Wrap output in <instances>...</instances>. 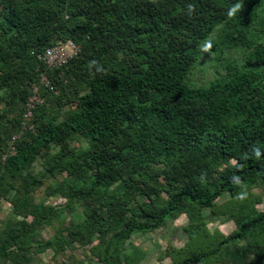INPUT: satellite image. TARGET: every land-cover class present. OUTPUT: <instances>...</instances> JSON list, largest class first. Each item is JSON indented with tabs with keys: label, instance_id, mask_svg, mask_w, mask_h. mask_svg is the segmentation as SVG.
I'll use <instances>...</instances> for the list:
<instances>
[{
	"label": "trees",
	"instance_id": "16d2710c",
	"mask_svg": "<svg viewBox=\"0 0 264 264\" xmlns=\"http://www.w3.org/2000/svg\"><path fill=\"white\" fill-rule=\"evenodd\" d=\"M67 41L77 55L49 68L44 52ZM209 42L214 61L235 48L243 63L198 87L191 74ZM36 89L43 102L27 120ZM57 174L66 178L51 193L65 205L27 207ZM255 187L264 188V0H0V203L15 215L0 230V264L95 239L96 264H137L132 236L183 214L189 240L173 264H264ZM225 194L229 236L202 217ZM77 204L73 229L37 241Z\"/></svg>",
	"mask_w": 264,
	"mask_h": 264
},
{
	"label": "rangeland",
	"instance_id": "374dc122",
	"mask_svg": "<svg viewBox=\"0 0 264 264\" xmlns=\"http://www.w3.org/2000/svg\"><path fill=\"white\" fill-rule=\"evenodd\" d=\"M208 44H211V48L205 50ZM208 44L204 47V57L191 74V81L198 87L208 86L211 81L219 78L222 74H226L227 63L234 61L238 67L243 63V51L235 48H226L225 56H221L219 60L214 61L213 58L216 55L214 52L215 45L213 42H209ZM80 140H84V137L81 136ZM74 146L78 147L79 142L74 143ZM42 170L43 166L39 162L34 166L33 172L40 174ZM65 178L66 174H57L55 177L47 175L42 185L29 197V201L25 202V205L28 207L34 201L37 204L44 203L45 205H52L54 207L64 206L66 201L60 197H53L51 191L62 183ZM252 193L261 199L257 203V209L264 211V188L255 187ZM229 200L230 194H225L217 201L219 204L218 212L206 209L202 211V217L207 221L208 228L212 233L218 231L229 236L237 230L235 222L228 215L227 217L225 216L226 213L228 214L231 211V208L221 209ZM83 211V205L77 204L74 207L73 214L72 212H65L64 215L58 217L57 220L52 221L49 225H44L40 230L37 241L41 242L52 239L58 229L62 228V225L73 229L74 222L80 219V216L76 215L83 216ZM10 218H15L12 206L7 201H1L0 230ZM28 219L30 222L33 221L32 217ZM189 222L190 218L188 214H183L174 223L168 224L166 227H161L146 234L133 235L131 241L134 246L144 253L143 258L137 264H173L172 255L174 252L184 248L188 243V235L183 228L187 227ZM98 244L99 241L96 239L86 247L75 242L72 245H68L65 252L62 253L57 252L54 248H47L42 250V252L39 251V254L33 260V264H96L97 262L94 260L91 250ZM251 259H253V256L250 257Z\"/></svg>",
	"mask_w": 264,
	"mask_h": 264
},
{
	"label": "built area",
	"instance_id": "2783aa9c",
	"mask_svg": "<svg viewBox=\"0 0 264 264\" xmlns=\"http://www.w3.org/2000/svg\"><path fill=\"white\" fill-rule=\"evenodd\" d=\"M79 49L77 46L72 42V41H67V42H62L57 44L54 47L48 48L41 59L45 62V64L51 68H60L63 65L67 64L71 59H73ZM45 83L48 85V81L45 79ZM37 89L35 90V96L31 98L30 100V110L29 112L25 115V118L29 120L32 117V109L35 106V103L40 102L42 103L43 100H41L38 95H37Z\"/></svg>",
	"mask_w": 264,
	"mask_h": 264
},
{
	"label": "clouds",
	"instance_id": "9594fccd",
	"mask_svg": "<svg viewBox=\"0 0 264 264\" xmlns=\"http://www.w3.org/2000/svg\"><path fill=\"white\" fill-rule=\"evenodd\" d=\"M242 7H243V5H242L241 3H237V4L233 5V6L230 8V10L228 11V16H229V17H233V16H235L236 13H237L238 11L241 10ZM189 10H190V11L192 10V9H191V6H189ZM208 48H211V44H208V45H207V48H206L205 50H207ZM255 154H256L257 157H259V156H260V152H259V150H256V151H255ZM246 195H247L246 192H242V193L240 194V198L243 199V198H245Z\"/></svg>",
	"mask_w": 264,
	"mask_h": 264
}]
</instances>
